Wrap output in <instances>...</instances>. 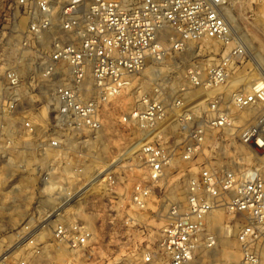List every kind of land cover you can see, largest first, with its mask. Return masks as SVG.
I'll return each mask as SVG.
<instances>
[{
  "label": "built area",
  "instance_id": "built-area-1",
  "mask_svg": "<svg viewBox=\"0 0 264 264\" xmlns=\"http://www.w3.org/2000/svg\"><path fill=\"white\" fill-rule=\"evenodd\" d=\"M227 4L0 0V264H191L230 230L246 262L264 264V78L234 76L247 49ZM203 41L218 50L171 77L167 60ZM121 97L138 143L94 169L83 134L98 138ZM133 154L142 173L128 187ZM101 186L104 211L124 217V231L104 227L139 236L121 256L95 228Z\"/></svg>",
  "mask_w": 264,
  "mask_h": 264
},
{
  "label": "rangeland",
  "instance_id": "rangeland-1",
  "mask_svg": "<svg viewBox=\"0 0 264 264\" xmlns=\"http://www.w3.org/2000/svg\"><path fill=\"white\" fill-rule=\"evenodd\" d=\"M226 15L234 26L236 34L245 42L247 49V56L239 63L236 68L235 75L240 77L243 82V86H247L258 77L264 78V0H228ZM22 26L25 25V21L21 22ZM207 46L212 47L215 51L218 50V44L213 41H203L194 46V49L189 54H184L176 58L167 60L165 70L169 72L171 77H174L177 81L182 82L184 79V72L189 67L191 61L195 58H205ZM3 57L6 63H12L17 53L12 52L7 44H4L2 50ZM257 63V64H256ZM27 74V73H26ZM247 84V85H246ZM30 104V100L27 101ZM131 104V100L127 97H121L118 101L112 105L105 107L104 117V129L98 138H94V134L84 133V139L86 144L84 145L82 152L85 158L86 165L92 166L94 169H102L109 161L113 159H120L121 154L129 148V151H134L138 143V134L135 130L126 128L123 124H120L118 118L121 113L125 112ZM76 147H73L69 152V157L72 158L76 153ZM133 167L134 170L127 172L129 179L125 183H128V187L131 186L141 176L142 171L139 169L141 163L138 158L133 154ZM71 167L76 164L75 160H71ZM76 166V165H75ZM181 180L178 182L176 189L179 190V184H182ZM29 198V195H19L15 197L16 201L24 203ZM97 202L98 210H96V216L93 221L96 224V230L98 235L103 239V244L106 249L111 251L113 249L115 254L121 256L127 253L132 247L135 241L139 240V236H133V241H128L127 237L117 238L113 235L110 229L105 228V222L109 220L115 221V227L120 228L122 221L124 220L123 213H118L114 218L110 217L104 211V206H109L108 196L105 190L101 186V196H99ZM85 198L84 203L92 210L93 204L91 201L87 202ZM6 205V203H5ZM8 206V205H7ZM6 214V213H4ZM142 222H153V218L150 214H143L139 217ZM157 226H160L158 220ZM122 230V229H121ZM124 231V230H122ZM258 249L264 255V244H259ZM191 264H249L246 262L239 246L234 239V230L226 233L221 237L218 246L212 250L199 252Z\"/></svg>",
  "mask_w": 264,
  "mask_h": 264
},
{
  "label": "bare ground",
  "instance_id": "bare-ground-1",
  "mask_svg": "<svg viewBox=\"0 0 264 264\" xmlns=\"http://www.w3.org/2000/svg\"><path fill=\"white\" fill-rule=\"evenodd\" d=\"M257 64V63H256ZM264 74V73H263ZM251 83V82H250ZM250 83H248V84H250ZM247 85V84H246ZM102 176V174L101 175H99L98 177L100 178Z\"/></svg>",
  "mask_w": 264,
  "mask_h": 264
}]
</instances>
